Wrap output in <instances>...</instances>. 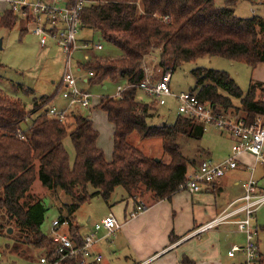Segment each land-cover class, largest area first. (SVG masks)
I'll list each match as a JSON object with an SVG mask.
<instances>
[{
    "label": "trees",
    "instance_id": "trees-1",
    "mask_svg": "<svg viewBox=\"0 0 264 264\" xmlns=\"http://www.w3.org/2000/svg\"><path fill=\"white\" fill-rule=\"evenodd\" d=\"M85 1L80 15L82 27L122 52L118 58L96 57L82 65V71L93 74L88 84L123 80L128 86L121 99L103 97L97 104L113 125L111 161H106L97 148L98 132L89 119L72 111L66 116L63 112L61 122L48 115L53 96L34 99L29 112L21 102L0 92V212L17 229V243L48 255L55 243L40 231L45 210L31 193L37 178L43 188L51 192L60 189L71 198V204L65 205L66 216L60 218L67 220L66 233L78 247L84 244V238L74 214L85 202L101 198L107 203L117 187L128 198L142 190L149 192L153 202L170 201L172 195L182 191L189 162L180 153L177 140H200L204 126L181 116L168 126L149 124L158 105L135 99V85L145 78L143 65L148 55L158 52V65L171 70L202 57H218L253 69L264 64V18L235 16L238 0H225L222 8L213 0ZM17 21L13 13L5 11L0 27L11 29ZM20 33H26L25 29ZM191 75L195 85L189 93L220 115L240 117L246 126L264 117L262 84L251 82L243 93L226 72L196 69ZM29 115L34 119L23 130L21 124ZM132 134L158 138L168 161H162L163 155L155 158L158 162L144 156L129 142ZM66 137L74 151L72 163L63 146ZM169 242H174L172 235ZM11 251L20 258L30 257L18 253L16 245ZM80 260L67 258L61 264H79ZM181 264L194 263L183 257Z\"/></svg>",
    "mask_w": 264,
    "mask_h": 264
},
{
    "label": "rangeland",
    "instance_id": "rangeland-1",
    "mask_svg": "<svg viewBox=\"0 0 264 264\" xmlns=\"http://www.w3.org/2000/svg\"><path fill=\"white\" fill-rule=\"evenodd\" d=\"M224 1L225 0H213L214 5L218 8L224 7ZM6 10V4L0 1V12L4 13ZM234 14L239 18H252L253 16L264 18V3L258 0H251V2L248 0H238L234 6ZM24 28H26V24L21 18H18V21L11 29L0 27V92L11 99L21 102L26 111L29 112L33 108L34 99H39L43 96H53L48 108H53L58 112L72 111L76 114H80L84 118H94L93 121L95 125L101 127L100 142L104 144V146L110 144V130L107 120L104 116V112L97 107V104L100 98L114 97L117 87L124 86L126 84L125 81H106L96 85L78 82L79 88L88 92L94 98L93 102H95V106L91 109L68 107L67 102L62 99L60 89L58 88L64 73V57L62 53L51 42H48L45 47H41L38 38L30 31L21 34L20 31ZM77 37L82 42H87L90 45L98 42L96 33L84 28L79 30ZM100 43L103 49L95 53H90L88 55L89 60H93L96 57L118 58L122 55L119 49L110 44L104 41ZM74 58L79 62L82 61L80 53L75 54ZM158 63V52L154 51L146 57L143 66L145 67L149 80L154 82L166 72H170L171 81L169 87L171 93L176 96L181 93H188L194 88L195 80L191 75V71L196 69L226 72L243 93L249 90L251 81L255 79V70L253 68L243 63L231 62L218 57L198 58L195 61L185 63L172 70L169 69V67H160ZM71 70L73 72L76 71V69ZM85 74L86 72L81 70L78 75L75 73V76L77 78H83ZM259 91H256L257 96H260ZM135 99L147 104L153 101L139 90L136 91ZM233 103L236 107H239L237 101ZM176 107V102H174V100L167 99L166 106L157 107V109L154 110L153 117L149 119V124L152 126H168L173 124L177 117ZM238 112L239 111H236V113ZM239 115H241V113ZM33 119L34 116L29 115L21 124V128L26 130ZM129 142L136 146L146 157L155 159L161 158L163 155L161 143L158 138L143 139L137 134H132L129 137ZM177 144L180 153L188 160L189 164L192 165H196L203 160L220 163L225 161L228 158L227 156L231 153V142L228 136L225 132H221V130L211 125L205 128L204 134L200 140L179 137ZM63 146L68 153L70 163H72L74 161V151L69 137L64 139ZM163 156L164 159L162 161L167 162L169 158L165 155ZM259 185L264 189V177ZM123 192L124 190L121 187H117L107 203L101 198H94L82 204L74 214L77 225L81 227L80 233L84 232L89 226L88 220L93 224L94 222L100 221V218L104 217L109 212L118 219L117 211L121 209L122 206L115 208V210H110L112 208L110 206L113 204V206H115L117 204L116 202L121 198ZM31 193L40 200L45 210L44 221L40 226V231L46 237L52 238L56 233V229L52 227V222L60 217L66 216L67 210L65 209V205L71 204V198L60 189L51 192L43 188L38 178L31 187ZM179 193L183 198L188 195L185 191ZM151 195V193L142 190V193L136 194L133 200L140 199L146 203L147 206H150ZM165 203L168 204V202ZM1 213L2 212H0V264H39L38 260L42 251L29 247L23 243H17L16 241L19 239L17 237V229L12 223H8ZM257 215L258 226L260 227L257 236L258 249L259 252L264 255V204L258 207L254 218H257ZM169 219L172 220V217L169 216L168 221ZM134 225L145 224L144 222L139 223L137 220ZM9 230L11 233H7ZM61 231H64V229L62 228ZM115 235L106 239L105 242L110 246L115 245L117 249H120L121 253L114 257L104 254L103 260L105 261L102 260V263L124 264L123 255L128 253L130 247L125 237H115ZM233 238L234 243L238 245L244 244V237L242 234L236 233ZM13 245L19 248L18 253H24L25 255L30 254V257L27 259L20 258L15 253H12L11 248Z\"/></svg>",
    "mask_w": 264,
    "mask_h": 264
},
{
    "label": "built area",
    "instance_id": "built-area-1",
    "mask_svg": "<svg viewBox=\"0 0 264 264\" xmlns=\"http://www.w3.org/2000/svg\"><path fill=\"white\" fill-rule=\"evenodd\" d=\"M6 4L7 12L13 13L17 18L24 20L25 31H30L39 40V45L45 47L51 42L60 50L64 57V73L58 88L61 97L68 107L90 109L93 97L86 91L81 90L78 82L88 84L93 77L92 73H86L85 77L77 78L71 69H82V65L91 61L88 59L90 53L101 51V40L98 37L96 44L80 43L77 33L81 30L82 23L80 15L83 11L85 0H0ZM4 13L0 12V19ZM80 53L82 61L75 60L74 55ZM171 73L166 72L158 80L152 82L148 76L135 85V88L151 98L158 107L166 106V100L172 99L176 102V114L192 121L203 124L204 130L207 126H214L227 133L232 139L230 156L223 162L213 163L210 160L201 161L196 169L186 173L182 191L190 194L200 193L202 188L212 184L225 176L231 170L238 167V159L242 154L250 155L257 165L264 170V117H257L253 124L246 126L240 117L220 115L207 103L200 102L196 95L181 93L173 95L170 91ZM128 86H118L113 99H121L123 92ZM48 115L63 121V112L50 108ZM21 134L19 133V136ZM20 138H22L20 136ZM252 172V167L249 168ZM243 194L240 198L231 202L222 212L204 225L197 227L190 236H200L221 226L231 225L236 231L242 233L245 238L243 246H231L227 256L232 258L236 253L243 256L242 264H259L260 254L253 229L254 215L258 207L264 204V191L260 190L255 179L250 177L241 183ZM136 200V199H135ZM136 210L132 217L145 211L146 205L136 200ZM121 223L109 214L98 223L93 225V232L84 238V244L78 247L66 232L58 233L62 228L68 229V222L58 218L52 222L56 229L52 237L55 248L39 259V264H61L67 258L80 257L79 264L99 263L102 257L92 251L95 243V233L100 230L112 236L121 229ZM66 229V230H65Z\"/></svg>",
    "mask_w": 264,
    "mask_h": 264
},
{
    "label": "crops",
    "instance_id": "crops-1",
    "mask_svg": "<svg viewBox=\"0 0 264 264\" xmlns=\"http://www.w3.org/2000/svg\"><path fill=\"white\" fill-rule=\"evenodd\" d=\"M80 43L84 42L80 40ZM143 69L146 77L145 67ZM254 70L255 79L251 82L260 83L264 88V64L258 65ZM80 71L81 69H76L75 73L78 75ZM94 106L95 102H93L91 108H94ZM69 113L65 112V116ZM104 116L106 117L105 113ZM87 119L92 122L93 128L98 132L97 148L103 152L106 161H111L113 125L107 121L110 130V144L104 146L100 142L101 127L95 125L94 118L90 117ZM225 134L228 136L232 146V139L227 133ZM198 164H188L187 173L196 169ZM250 167L253 169L252 172L249 171ZM251 174L259 189L264 191L259 185L264 177V170L256 164L250 155L242 154L238 159V167L235 170L227 172L224 177L202 188L200 193L194 195L186 192L188 195L185 198L180 196V193H176L171 196L170 201L161 200L158 202H153L150 196V206H147L146 203L139 199V201H142L146 205V209L145 212L133 217L132 214L136 210V200L128 198L123 192L121 198L116 202L117 204L110 206L112 207L110 210H115V208L122 206L117 211V220L122 226L119 232L117 231L118 233L116 232L117 234L113 235L115 237H125L128 241L130 250L126 255H123L124 264H181L183 257L188 258L194 264H242L243 256L240 253H236L232 258L227 256L231 246L244 245L234 243L233 237L239 232L233 226H221L200 236L192 237L190 234L197 227L212 220L231 202L240 198L243 194L241 183L246 181ZM165 202H168V204ZM109 214L112 213L109 212L104 217ZM169 216L172 217V220L169 219L168 221ZM104 217H101L100 221ZM137 220L139 223L144 222L145 225H134ZM88 221L89 226L81 233L83 237L90 235L93 232V225L99 222L91 224L90 220ZM259 228L257 215V218L255 217L253 221L257 245ZM57 232L63 233L64 231L58 230ZM171 235L174 242L170 244L169 238ZM110 237L104 230L95 233V243L92 246V251L95 254H99L102 260L104 259V254L114 257L121 253L120 249H117L115 245L110 246L106 244V239ZM45 254L46 252H42L40 257ZM259 254V264H264V255L260 252ZM102 260L96 264H108L102 263L105 261ZM89 264H93L92 261Z\"/></svg>",
    "mask_w": 264,
    "mask_h": 264
},
{
    "label": "water",
    "instance_id": "water-1",
    "mask_svg": "<svg viewBox=\"0 0 264 264\" xmlns=\"http://www.w3.org/2000/svg\"><path fill=\"white\" fill-rule=\"evenodd\" d=\"M155 161H156V162H158L159 160H158V159H155ZM8 232H9V233H11V231H10V230H9Z\"/></svg>",
    "mask_w": 264,
    "mask_h": 264
}]
</instances>
